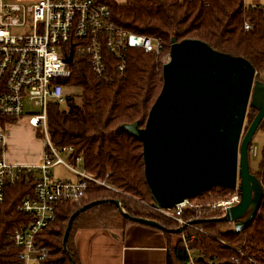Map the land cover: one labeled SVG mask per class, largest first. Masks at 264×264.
Instances as JSON below:
<instances>
[{
  "label": "trees",
  "instance_id": "trees-1",
  "mask_svg": "<svg viewBox=\"0 0 264 264\" xmlns=\"http://www.w3.org/2000/svg\"><path fill=\"white\" fill-rule=\"evenodd\" d=\"M112 14L113 21L125 30L161 40L163 51L157 55L140 48H131L127 71L123 77L114 75L106 82L96 77L83 57H76L71 67L72 75L63 80L65 87L79 92L80 104L70 97L66 108L50 102L48 130L57 148L73 147L71 162L82 157L84 170L98 179L106 180L112 189L93 185L87 190L81 206L61 204L57 219L38 237L41 248L49 251L44 264H82L76 236L79 231H122L134 222L122 216L114 201L122 203L131 216L153 220L168 230L179 229L178 224L154 212L153 198L149 191L143 159V145L129 135L122 126L140 123L144 127L149 112L163 86L162 68L170 54L172 41L200 40L214 50L246 59L256 70V79L264 76V15L262 8L245 7L244 0H100ZM251 26L245 29V24ZM264 82V81H263ZM257 111L249 109L244 132L254 120ZM5 118H0L4 126ZM16 124L18 119H10ZM15 122V123H13ZM258 131L264 133V120ZM253 142L249 157L253 154ZM0 151V160H1ZM264 189V140L257 169H251ZM233 190L212 188L190 199L206 205L224 200ZM34 196L31 179L4 186L0 203V264H22L20 250L13 245L16 229L28 225L32 217L19 211L22 201ZM91 203L74 219L66 247L63 245L67 225L78 210ZM191 212L184 218L191 221ZM223 213H206L196 221L204 232L184 227L177 243L172 234L168 238L166 264H185L186 247L203 259L199 264H264V199L253 221L239 232L232 223L218 222ZM232 226V227H231ZM194 234L186 244L182 236ZM244 255L241 256L237 251Z\"/></svg>",
  "mask_w": 264,
  "mask_h": 264
},
{
  "label": "built area",
  "instance_id": "built-area-1",
  "mask_svg": "<svg viewBox=\"0 0 264 264\" xmlns=\"http://www.w3.org/2000/svg\"><path fill=\"white\" fill-rule=\"evenodd\" d=\"M244 4L252 9L261 7L264 15V4H250L248 0ZM245 29L250 30L251 26L246 23ZM133 42L136 47L132 46ZM131 48L159 55L163 44L159 39L139 36L118 26L110 9L100 0H38L29 5L19 0H0V118L25 120L36 134L38 131L44 134L40 164H12L5 158L7 138L0 129V203L6 183L14 184L25 177L31 179L34 187V196L24 199L19 206V211L32 217V221L16 229L11 238L20 250L22 264H44L48 258L49 251L41 248L37 239L56 221L61 204L81 203L93 185L111 189L106 180L75 168L83 159L76 158L75 165L71 162L73 147L54 146L48 133L50 102L62 104L71 95L62 81L71 77L76 57L85 58L96 77L110 82L114 75H125ZM71 54L73 59L68 63ZM168 60L169 55L163 65ZM27 102L39 112L30 110L26 114ZM62 153L68 162L61 157ZM56 166L65 167L77 180L55 178L52 169ZM239 201L240 193L236 189L229 198L211 204L187 200L173 208H158L153 204L151 207L158 215L178 224L179 229L188 227L204 232L191 222L208 212L220 211L225 215ZM186 211L193 213L191 221L184 218ZM194 238V234L182 236L185 244ZM186 250L185 264H199L203 259L188 246ZM237 252L245 257L240 250Z\"/></svg>",
  "mask_w": 264,
  "mask_h": 264
},
{
  "label": "water",
  "instance_id": "water-1",
  "mask_svg": "<svg viewBox=\"0 0 264 264\" xmlns=\"http://www.w3.org/2000/svg\"><path fill=\"white\" fill-rule=\"evenodd\" d=\"M72 59L71 54L66 61ZM162 76L161 92L144 127L139 122L122 126L143 145L153 206L173 208L212 188L237 189L240 201L217 221L232 223L236 232L241 231L253 221L264 199L249 157V147L264 120V82L256 79V70L246 59L216 51L196 39L172 41ZM250 108L257 114L244 132ZM114 203L134 223L170 234L183 231L131 217L121 202ZM96 204L72 215L64 247L76 216Z\"/></svg>",
  "mask_w": 264,
  "mask_h": 264
},
{
  "label": "crops",
  "instance_id": "crops-1",
  "mask_svg": "<svg viewBox=\"0 0 264 264\" xmlns=\"http://www.w3.org/2000/svg\"><path fill=\"white\" fill-rule=\"evenodd\" d=\"M7 144L8 140L6 160L10 156ZM36 155L31 162L7 161L12 164H40L43 158L41 143ZM168 244L164 232L137 223L122 231L83 230L76 236L82 264H166Z\"/></svg>",
  "mask_w": 264,
  "mask_h": 264
},
{
  "label": "rangeland",
  "instance_id": "rangeland-1",
  "mask_svg": "<svg viewBox=\"0 0 264 264\" xmlns=\"http://www.w3.org/2000/svg\"><path fill=\"white\" fill-rule=\"evenodd\" d=\"M37 1L38 0H19V2L27 4V5L34 4ZM115 1H117L118 3L124 2V0H115ZM248 2L250 4L262 5L264 3V0H248ZM263 81H264V76H263ZM68 91L71 93L69 97L74 102H76V104H80L81 98L79 97V92L74 91L73 89H69ZM66 103L67 101L65 103L60 104L61 108H66ZM30 110H32L34 113L39 112L38 109L35 108L32 103L27 102L26 114H29ZM0 129L3 130V133L5 134L8 140L7 154L9 153L10 156L7 160L14 161V163H21L23 160L26 162L33 161V159L37 156L36 154H38V151L40 149V143L42 147V139L44 138V134L42 132L38 131V133L36 134L33 127L27 124L25 120H19L16 124H12L10 120H5L4 126L0 125ZM48 133H49V130H48ZM49 137H50V134H49ZM263 140H264V133L261 131H258L253 139L254 150H253V154L250 157L251 169H257V166L260 160V151H261V147L263 144ZM34 155L36 156L34 157ZM60 155L63 159H65L68 162V158L66 154L62 153ZM75 168L77 170H84L83 163H80ZM52 172L55 178H59L61 180H65V181H76L77 180L75 175H73L71 171L67 170L63 166L54 167L52 169ZM86 199L87 198H85L81 203L77 204V206H81V204L87 201ZM211 203L213 202H210L208 204H211ZM171 238L174 243H177V241L179 240V236L177 234H172Z\"/></svg>",
  "mask_w": 264,
  "mask_h": 264
}]
</instances>
